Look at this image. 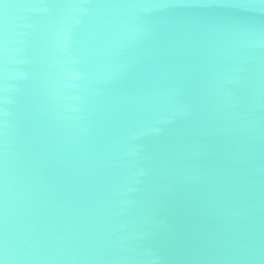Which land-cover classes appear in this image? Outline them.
<instances>
[{"label":"water","instance_id":"obj_1","mask_svg":"<svg viewBox=\"0 0 264 264\" xmlns=\"http://www.w3.org/2000/svg\"><path fill=\"white\" fill-rule=\"evenodd\" d=\"M0 264H264V0H0Z\"/></svg>","mask_w":264,"mask_h":264}]
</instances>
